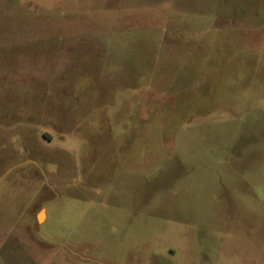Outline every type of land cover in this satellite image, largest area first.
Here are the masks:
<instances>
[{"label":"rangeland","instance_id":"obj_1","mask_svg":"<svg viewBox=\"0 0 264 264\" xmlns=\"http://www.w3.org/2000/svg\"><path fill=\"white\" fill-rule=\"evenodd\" d=\"M0 264H264V0H0Z\"/></svg>","mask_w":264,"mask_h":264},{"label":"bare ground","instance_id":"obj_2","mask_svg":"<svg viewBox=\"0 0 264 264\" xmlns=\"http://www.w3.org/2000/svg\"><path fill=\"white\" fill-rule=\"evenodd\" d=\"M42 214L44 215V213H43V212H41V213L38 215V218H39V220H40V218H41Z\"/></svg>","mask_w":264,"mask_h":264},{"label":"crops","instance_id":"obj_3","mask_svg":"<svg viewBox=\"0 0 264 264\" xmlns=\"http://www.w3.org/2000/svg\"><path fill=\"white\" fill-rule=\"evenodd\" d=\"M43 213H44V219H45V212L43 211Z\"/></svg>","mask_w":264,"mask_h":264}]
</instances>
